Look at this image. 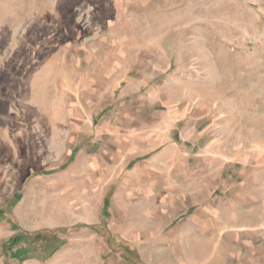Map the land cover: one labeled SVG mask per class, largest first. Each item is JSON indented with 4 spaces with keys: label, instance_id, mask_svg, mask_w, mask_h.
<instances>
[{
    "label": "rangeland",
    "instance_id": "rangeland-1",
    "mask_svg": "<svg viewBox=\"0 0 264 264\" xmlns=\"http://www.w3.org/2000/svg\"><path fill=\"white\" fill-rule=\"evenodd\" d=\"M0 264H264V0H0Z\"/></svg>",
    "mask_w": 264,
    "mask_h": 264
}]
</instances>
